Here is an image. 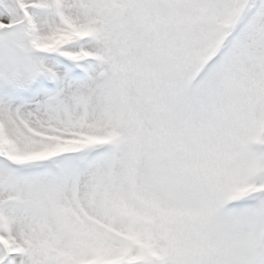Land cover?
I'll use <instances>...</instances> for the list:
<instances>
[{"label":"snow or ice","instance_id":"6c2138e0","mask_svg":"<svg viewBox=\"0 0 264 264\" xmlns=\"http://www.w3.org/2000/svg\"><path fill=\"white\" fill-rule=\"evenodd\" d=\"M0 264H264V0H0Z\"/></svg>","mask_w":264,"mask_h":264}]
</instances>
